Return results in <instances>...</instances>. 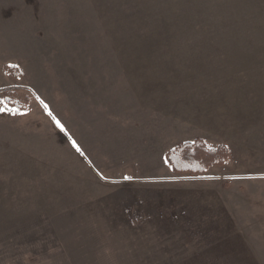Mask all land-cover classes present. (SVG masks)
Returning <instances> with one entry per match:
<instances>
[{
  "label": "rangeland",
  "instance_id": "rangeland-1",
  "mask_svg": "<svg viewBox=\"0 0 264 264\" xmlns=\"http://www.w3.org/2000/svg\"><path fill=\"white\" fill-rule=\"evenodd\" d=\"M3 89L0 264H264L220 195L264 164V0H0ZM195 139L232 159L174 174Z\"/></svg>",
  "mask_w": 264,
  "mask_h": 264
},
{
  "label": "crops",
  "instance_id": "crops-1",
  "mask_svg": "<svg viewBox=\"0 0 264 264\" xmlns=\"http://www.w3.org/2000/svg\"><path fill=\"white\" fill-rule=\"evenodd\" d=\"M228 153V160L232 159L229 150ZM248 154L259 159L253 151H248ZM225 177L226 183L223 189L220 188V195L238 232L249 235L248 239L252 235H264V164L252 169L250 163L241 162L235 169L226 171Z\"/></svg>",
  "mask_w": 264,
  "mask_h": 264
},
{
  "label": "trees",
  "instance_id": "trees-1",
  "mask_svg": "<svg viewBox=\"0 0 264 264\" xmlns=\"http://www.w3.org/2000/svg\"><path fill=\"white\" fill-rule=\"evenodd\" d=\"M5 73L15 79L20 77V71L16 66L7 67ZM17 89L0 90V112L22 114L24 104L13 99ZM228 157L229 153L225 146L209 147L201 139H195L179 143L168 150L164 154V161L174 174L196 177L205 176L222 168Z\"/></svg>",
  "mask_w": 264,
  "mask_h": 264
}]
</instances>
